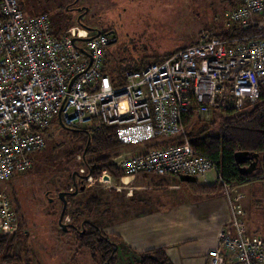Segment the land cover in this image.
<instances>
[{"label":"built area","instance_id":"built-area-1","mask_svg":"<svg viewBox=\"0 0 264 264\" xmlns=\"http://www.w3.org/2000/svg\"><path fill=\"white\" fill-rule=\"evenodd\" d=\"M215 20L225 30L236 25L240 33L220 39L202 30L195 45L126 72L115 87L104 68L111 35L86 38L73 27L54 36L47 16L26 17L17 0H0V183L31 167L28 155L43 149L42 133L58 114L71 129L116 127L121 146L177 138L141 154L116 153L111 163L126 176L197 179L217 173L191 147L182 117L208 122L215 109L239 112L258 99L264 85V0H238ZM86 180L112 183L107 173ZM220 181L229 196L231 187ZM239 198L233 199L228 226L233 235L222 230L206 264H264V237L246 234ZM18 229L16 211L0 192V235Z\"/></svg>","mask_w":264,"mask_h":264},{"label":"rangeland","instance_id":"rangeland-1","mask_svg":"<svg viewBox=\"0 0 264 264\" xmlns=\"http://www.w3.org/2000/svg\"><path fill=\"white\" fill-rule=\"evenodd\" d=\"M47 1V4H39L31 0L25 14L45 12L54 36L81 26L114 34L105 51L104 68L108 74L118 76L195 44L202 30L220 25L215 17L222 16L229 0H69L74 2L69 7L71 11L62 7L61 0ZM80 13L83 17L77 22ZM42 137L43 149L28 155L31 167L0 183V192L7 194L28 232L27 237L15 244L14 253L18 254L24 245L30 257H34L32 264L38 261L43 264H95L91 253L78 249L76 235L72 232L61 235L58 226L62 204L56 191L62 192L70 176L82 166L76 154L83 144L74 140L71 132L63 130L56 117ZM87 160L91 161L89 157ZM214 174L208 172L206 179L212 182ZM201 182L198 180L197 184ZM100 185L86 182L83 194L88 195ZM113 185H117L116 180ZM238 192L242 198L245 232L249 236L264 237V180L243 185ZM84 195H78L75 201ZM69 222L63 220L65 224ZM89 222L103 231L109 224L94 216ZM117 255V264H134L131 254L119 250Z\"/></svg>","mask_w":264,"mask_h":264},{"label":"trees","instance_id":"trees-1","mask_svg":"<svg viewBox=\"0 0 264 264\" xmlns=\"http://www.w3.org/2000/svg\"><path fill=\"white\" fill-rule=\"evenodd\" d=\"M17 1L26 17H36L40 15L48 17L43 11L35 15H26L25 10L28 8V5L31 4V0ZM45 1L46 2L43 0H35V2L39 4L42 2L47 4L48 1ZM61 1L62 7H65L67 11H71L69 7L73 5L74 2L71 3L69 0ZM237 3L238 0H229L228 6L225 10L236 8ZM204 30H212L215 33V36L220 39L232 36L233 33H240V30L236 25L227 30H225L221 24L218 27ZM196 43L197 42H195V44ZM178 51L180 50L164 56L160 61H149L147 64L161 63L167 57ZM147 64H143L129 71L140 70ZM125 73L118 76L108 74L115 87L123 84ZM182 124L185 129L186 138L190 142L191 147L199 155L209 159L216 166L217 173L215 172V174L219 177H216V183L213 186L197 188L198 193L206 196H226V188L223 186L220 179L225 185L230 186L231 188L243 186L244 184L251 183L257 179L264 180V85L259 88L258 99L254 103L245 106L239 112H235L231 107L226 111L215 109L212 111V115L208 122L201 121L194 115H184L182 117ZM63 130L71 132L72 138L81 141L83 144V147L79 149L76 154V156L80 157L79 161L83 163L77 171L79 177L89 176L92 179H97L103 173H107L114 178L124 175L121 170L115 168L111 163V158L121 147L116 137V127L103 125L99 128L83 130L68 128ZM176 140L177 138H155L150 143H152L151 147L157 148L172 144L176 142ZM237 152L258 154L257 168L252 174L241 175L239 173L234 158V155ZM87 157H89L91 161H88ZM80 170H85L84 175L79 173ZM76 177L77 176L73 179V175L70 176L69 181L64 188L65 192H72L69 190L74 189L72 188L73 182L76 183L78 189L84 187L87 180H81L78 177L79 181H76ZM85 190L86 188H84L83 191H78L74 197H66L67 206L63 214V220L65 218L69 219L70 222L67 224L69 231L63 232L60 229L59 233L61 235L68 232L75 234V241L78 249L91 253L92 260L95 264H117L119 260L117 255L119 250L126 254L133 253L134 264H172L165 251L161 248L151 249L144 253L137 254L131 250L129 251L121 248L116 242L117 239L112 240L108 238L107 234L102 229L92 225L89 222V219L93 216L100 217L104 215L105 205L93 194L85 195V197L79 201H75L76 197ZM58 193L59 191H56V194ZM241 199L242 198L240 197L238 201L240 202ZM27 235L28 232L25 230V225L22 220H19V229L16 233L0 235L1 264L33 263L34 257H30L24 245H21L18 254L14 253L15 244L20 242L21 239L27 237ZM37 263L43 264L41 261H38ZM226 264L238 263L228 261Z\"/></svg>","mask_w":264,"mask_h":264},{"label":"crops","instance_id":"crops-1","mask_svg":"<svg viewBox=\"0 0 264 264\" xmlns=\"http://www.w3.org/2000/svg\"><path fill=\"white\" fill-rule=\"evenodd\" d=\"M151 144L121 146L118 152L141 154L153 148ZM206 174L194 183L181 181V176L122 175L89 194L104 203V215L97 218L109 221L104 231L121 248L137 254L161 248L172 264H206L207 253L217 247L222 230L233 235L234 229L228 227L233 199L242 187H232L229 196L200 194L197 188L216 183V174L212 182ZM198 180L202 182L197 184Z\"/></svg>","mask_w":264,"mask_h":264},{"label":"water","instance_id":"water-1","mask_svg":"<svg viewBox=\"0 0 264 264\" xmlns=\"http://www.w3.org/2000/svg\"><path fill=\"white\" fill-rule=\"evenodd\" d=\"M77 21L80 22V17L77 18ZM112 36L115 37L114 34H112ZM87 40H90V39H87ZM87 40H85V41H87ZM57 121H58V124L61 126V128L68 129L63 124V121H62V118H61L60 114L57 115ZM234 158H235V163L238 166L239 173L241 175H250L257 168L258 154H256V153L251 154V153H247V152H237V153H235ZM75 176L79 177L78 174L75 173L73 175V179H74ZM79 178L81 180H84V179L89 178V176H86V177L80 176ZM181 181L189 183V182H194L195 179L190 177V176H181ZM73 188L74 189H73L72 192L63 191V192H59L58 193V198H59V200H60V202L62 204V209H61V212H60V215H59V218H58V226L63 232L69 231V228L67 227V224L63 223V214H64V211H65L66 206H67L66 197H70V196L74 197L78 193V191H83L84 190V187H80L78 189V187H77L75 182H73Z\"/></svg>","mask_w":264,"mask_h":264},{"label":"flooded vegetation","instance_id":"flooded-vegetation-1","mask_svg":"<svg viewBox=\"0 0 264 264\" xmlns=\"http://www.w3.org/2000/svg\"><path fill=\"white\" fill-rule=\"evenodd\" d=\"M84 8V7H83ZM84 10V9H83ZM80 21H81V18L83 17V14L80 13ZM81 32H83L85 34V37L86 38H90V37H93L94 35H96L97 33H104V34H109V35H112L113 33L112 32H109V33H106V32H103V31H100L98 29H89L87 27H77ZM64 190H62L63 192ZM58 195V194H56Z\"/></svg>","mask_w":264,"mask_h":264},{"label":"bare ground","instance_id":"bare-ground-1","mask_svg":"<svg viewBox=\"0 0 264 264\" xmlns=\"http://www.w3.org/2000/svg\"><path fill=\"white\" fill-rule=\"evenodd\" d=\"M128 147V146H127Z\"/></svg>","mask_w":264,"mask_h":264}]
</instances>
